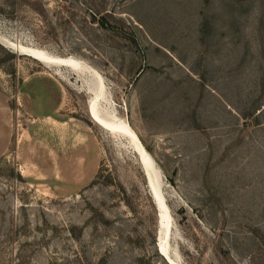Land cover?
<instances>
[{
	"label": "rangeland",
	"instance_id": "obj_1",
	"mask_svg": "<svg viewBox=\"0 0 264 264\" xmlns=\"http://www.w3.org/2000/svg\"><path fill=\"white\" fill-rule=\"evenodd\" d=\"M0 32L103 75L157 164L180 264H264V0H0ZM86 73L0 41V264H170Z\"/></svg>",
	"mask_w": 264,
	"mask_h": 264
},
{
	"label": "bare ground",
	"instance_id": "obj_2",
	"mask_svg": "<svg viewBox=\"0 0 264 264\" xmlns=\"http://www.w3.org/2000/svg\"><path fill=\"white\" fill-rule=\"evenodd\" d=\"M0 41L4 43L6 46L10 47L11 49L19 53L27 54L32 58H35L38 61L44 63L47 66H57V67L66 66L72 69L74 72H76V74H82L84 73L85 70V72H87L86 74L90 75V77L92 76L93 79L94 77H97L99 82L97 83L96 87L93 88L95 92L92 93V96L89 98V113L92 119L101 127L108 130L110 133L114 135H124L128 137L131 140V143L133 144L132 146L134 147L135 151L138 154L139 161L145 173L146 172L148 173L146 174V176L149 175V177L151 178L152 176L157 175L155 171L157 164L153 156L143 145L138 134L132 128L130 123L126 119L119 118L117 115L114 114L112 115L109 112V108L104 106V101L106 99V95H107L106 93L108 90L105 79L100 72L92 68L90 65H88L85 61L81 59L75 58L73 56H58L44 48L36 47L33 45H25L16 42L14 40L7 38L1 32H0ZM89 88L92 89L91 85ZM159 178L160 177H158V179ZM160 180L158 181V183L160 182ZM157 199H158L157 207H159L158 211L160 213L158 216L159 219L161 218L158 246L161 248L162 255L167 259V261L170 264H180V262L178 261L179 259L177 260L176 258H174L173 255H171L168 250L169 248L168 240L171 231L173 229L172 215L170 214L163 193L162 194L158 193ZM162 228H164V232H162Z\"/></svg>",
	"mask_w": 264,
	"mask_h": 264
},
{
	"label": "water",
	"instance_id": "obj_3",
	"mask_svg": "<svg viewBox=\"0 0 264 264\" xmlns=\"http://www.w3.org/2000/svg\"><path fill=\"white\" fill-rule=\"evenodd\" d=\"M84 72H85V70H84ZM90 79L92 80L93 79V77L91 76L90 77ZM92 82L94 83V87H96V85H97V83L99 82V80H98V78L97 77H94V79L92 80ZM90 87V86H89ZM88 87V90L90 91V92H92V93H94L95 92V90H93V86H91V88L92 89H90ZM155 171H156V174H157V170H156V168H155ZM146 174H148L147 172H146ZM157 176V177H156ZM147 180H148V186L150 187V190H151V194H152V196L154 197V201H155V203L157 204V206H158V199H157V195H158V193H161L162 194V192H161V183L159 184L158 183V181H159V179H158V174L157 175H155V176H152L151 178L149 177V175H147ZM159 208V207H158ZM160 214V213H159ZM159 225H161V218L159 219ZM160 230V229H159ZM162 232H164V228H162ZM160 250H161V248H160Z\"/></svg>",
	"mask_w": 264,
	"mask_h": 264
}]
</instances>
